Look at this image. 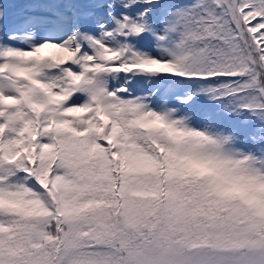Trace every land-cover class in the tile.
I'll return each instance as SVG.
<instances>
[{"label": "snow or ice", "instance_id": "obj_1", "mask_svg": "<svg viewBox=\"0 0 264 264\" xmlns=\"http://www.w3.org/2000/svg\"><path fill=\"white\" fill-rule=\"evenodd\" d=\"M0 264H264V0H0Z\"/></svg>", "mask_w": 264, "mask_h": 264}]
</instances>
